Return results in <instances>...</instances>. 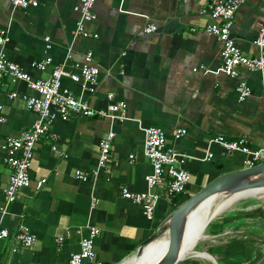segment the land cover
<instances>
[{"label": "crops", "instance_id": "1", "mask_svg": "<svg viewBox=\"0 0 264 264\" xmlns=\"http://www.w3.org/2000/svg\"><path fill=\"white\" fill-rule=\"evenodd\" d=\"M37 1V7L23 9L0 0V31L9 37L0 51L34 78L49 77L57 65L78 72L92 51L93 64L100 67L96 92H83L69 76L63 77V86L97 108H106L108 93L114 92L116 100L127 103L129 118L113 122L76 115L56 120L51 133L35 145L30 186L20 189L2 213L11 173L2 144L8 136H20L38 116L24 98L34 94L24 81H0V102L8 118L0 125V226L14 232L25 223L38 236L31 247L13 237L0 238V264H71V255L92 225L101 229L95 248L102 264H122L176 209L175 196L167 197L163 186L154 189L160 198L151 219L120 194L123 185L148 190L146 176L153 168L144 153V129L162 127L169 146L193 157L187 163L191 181L183 194L191 197L216 177L246 167L244 153L211 142L213 136H245L253 147H264V70L243 66L237 78L220 70L222 43L205 32L211 19L201 13L208 0H96L97 18L87 26L97 38L76 34L79 13L74 7L80 0ZM263 22L264 0H246L238 9L231 33L246 55L259 54L255 39ZM148 23H155L157 31L146 33ZM47 56L52 63L37 69L34 63ZM241 80L252 88L244 102L236 91ZM14 91L17 96L10 98ZM180 127L187 133L177 139ZM110 129L117 133L111 161L87 180L77 177L78 169L91 172L98 167L99 141ZM209 152L213 156L205 158ZM39 180L44 182L41 188ZM59 236L65 237L62 243L55 241ZM229 243L226 247L234 251L247 246L243 239ZM217 255L222 260L227 256L221 250ZM251 257L231 259L241 264Z\"/></svg>", "mask_w": 264, "mask_h": 264}, {"label": "built area", "instance_id": "2", "mask_svg": "<svg viewBox=\"0 0 264 264\" xmlns=\"http://www.w3.org/2000/svg\"><path fill=\"white\" fill-rule=\"evenodd\" d=\"M15 7L27 9L37 7V0H9ZM96 0H80L74 9L79 13L76 25V34L87 38H97V32L88 29V23L97 18L94 10ZM246 0H208V4L201 13L208 15L211 21L205 26L207 34L218 38L221 43L222 65L220 70L230 77L237 78L240 75V67H247L251 71L264 70V22L261 25L258 36L255 39L257 47L260 49L257 55H246L238 46L232 36L231 28L240 6ZM155 23H148L144 27L146 33L157 31ZM9 37L4 31H0V46H3ZM49 42L50 38L46 37ZM51 44H47L50 48ZM85 63L80 67V71L70 73L63 65H57L47 78H34L26 72L18 63L10 60L4 52L0 51V81L4 78H11L13 82L24 81L34 94L24 95L28 107L37 114V119L32 126L22 132L20 136H8L2 144L4 161L9 166L11 173L8 184L4 189L5 206L1 207V212H7V205L13 203L18 195V191L30 186L32 182L31 168L34 158V148L43 135L50 134L53 123L56 120L68 121L76 115L108 118L113 122H123L129 118L127 103L124 100H116L115 93H108L109 104L106 108L92 106L83 97L76 96L62 83L64 76H69L73 81L80 83L82 91L88 93L96 92L99 85L100 67L93 64V52L89 51L85 55ZM50 63L52 57L47 56L34 66L39 70H44ZM201 68H204L201 67ZM194 70H198L194 68ZM238 100L244 102L252 93V88L246 80H241L236 86ZM17 92L10 93L9 97L14 98ZM8 120L4 105L0 102V125ZM144 153L152 165V172L146 176L148 183L147 191H133L127 185L121 187L120 194L141 207L144 214L151 219L153 217L156 204L160 198L159 193L154 189L159 186L164 187L167 197H174L178 194H185L188 184L191 181V171L187 163L191 155L179 151L168 145L167 134L162 127L148 126L144 129ZM187 133V129L180 127L175 131L178 139ZM116 131L110 129L99 141L98 167L91 172L77 170V177L87 180L92 175L105 168L111 161L113 142L116 138ZM211 142L222 146L230 152H242L245 155L244 163L246 167H251L264 162V147H253L247 137L227 138L223 134L215 135ZM66 156V155H65ZM212 152L207 153L205 158H211ZM130 161L134 162L135 155H129ZM43 181L37 182V187L41 188ZM97 204L95 200L93 207ZM101 234V229L92 225L88 233L80 242L78 251L71 255V264H83L84 261L102 264L96 252V240ZM13 237L24 247H31L38 240L37 234L25 223H20L14 232L8 227L0 226V238L7 239ZM64 236L56 238L57 243H62Z\"/></svg>", "mask_w": 264, "mask_h": 264}, {"label": "rangeland", "instance_id": "3", "mask_svg": "<svg viewBox=\"0 0 264 264\" xmlns=\"http://www.w3.org/2000/svg\"><path fill=\"white\" fill-rule=\"evenodd\" d=\"M186 198L184 195L182 201ZM223 212L207 224L190 254L178 264H234L232 257L241 261L243 257L254 255L255 251V256L241 264H264V196L240 199ZM245 223H254L255 226H244ZM237 239H243L247 246L235 251L226 247ZM220 250L224 256L227 255L224 260L217 255ZM209 256L214 261L206 258Z\"/></svg>", "mask_w": 264, "mask_h": 264}, {"label": "water", "instance_id": "4", "mask_svg": "<svg viewBox=\"0 0 264 264\" xmlns=\"http://www.w3.org/2000/svg\"><path fill=\"white\" fill-rule=\"evenodd\" d=\"M262 188H264V162L251 167L230 171L216 177L176 207L168 219L146 241V244L139 248L137 254L133 257L140 256L145 248L155 240L167 237L164 250L154 259H157L155 264L179 263L185 258L182 254V246L188 232L192 212L203 201L219 193L233 194Z\"/></svg>", "mask_w": 264, "mask_h": 264}, {"label": "bare ground", "instance_id": "5", "mask_svg": "<svg viewBox=\"0 0 264 264\" xmlns=\"http://www.w3.org/2000/svg\"><path fill=\"white\" fill-rule=\"evenodd\" d=\"M262 196H264V188L251 189L233 194L219 193L203 201L192 212L188 232L182 246L183 256L186 257L190 254V250L195 246V242L201 236L203 229L226 208L240 199H251V197L257 198ZM166 239L167 237H163L150 243L140 256L128 259L126 264H155L157 259H154L164 250Z\"/></svg>", "mask_w": 264, "mask_h": 264}, {"label": "trees", "instance_id": "6", "mask_svg": "<svg viewBox=\"0 0 264 264\" xmlns=\"http://www.w3.org/2000/svg\"><path fill=\"white\" fill-rule=\"evenodd\" d=\"M182 197H183V194H178V195H176L175 198L173 199V201L175 202L176 207H178V206L181 204V202H182ZM189 198H190V196H189L187 199H189Z\"/></svg>", "mask_w": 264, "mask_h": 264}]
</instances>
